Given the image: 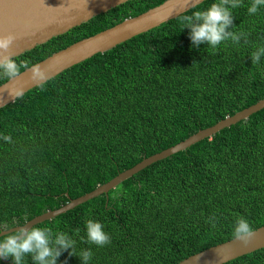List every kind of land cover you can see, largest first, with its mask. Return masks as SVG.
I'll list each match as a JSON object with an SVG mask.
<instances>
[{
    "label": "trees",
    "instance_id": "1",
    "mask_svg": "<svg viewBox=\"0 0 264 264\" xmlns=\"http://www.w3.org/2000/svg\"><path fill=\"white\" fill-rule=\"evenodd\" d=\"M164 1L130 0L14 59L34 65ZM251 3L233 10V31L246 33V42L192 47L178 16L1 108L0 137L12 143L0 138V232L263 100L264 57L252 64L250 56L264 46V7L249 15ZM6 81L0 77V85ZM213 215L214 227L207 222ZM239 216L253 230L264 226V108L35 226L70 235L76 255L91 249L89 264H177L233 239ZM89 219L103 224L110 244L87 242ZM69 251L58 264H81ZM25 264H33L30 256ZM225 264H264V248Z\"/></svg>",
    "mask_w": 264,
    "mask_h": 264
},
{
    "label": "water",
    "instance_id": "2",
    "mask_svg": "<svg viewBox=\"0 0 264 264\" xmlns=\"http://www.w3.org/2000/svg\"><path fill=\"white\" fill-rule=\"evenodd\" d=\"M128 1L130 0H43L42 3L41 0H0V35L13 33L17 36L10 49L13 58H16ZM204 1L206 0H193L196 6ZM70 5L72 6L71 12L65 13L63 8ZM192 8L194 7H191V4L185 5V0H166L138 16L127 18L109 29L75 42L34 65L39 64L42 69L46 70L48 80H50L63 71L90 59L92 56L105 53L135 36L177 18ZM35 87L37 86L31 80L30 70L22 71L20 76L13 81H6L0 85V109L16 101H12L6 89H23L24 94H26ZM263 108L264 99L232 116L226 117L209 128L198 131L173 147L143 159L134 167L118 174L115 178L90 193L69 200L64 206L39 215L24 225L30 228L72 210L101 194H107L120 183L151 164L181 152L204 139L211 138L219 131L246 120ZM16 228L18 227L1 231L0 237L15 231ZM254 231L255 235L252 242L247 247L233 238L196 253L177 264H225L263 249L264 226Z\"/></svg>",
    "mask_w": 264,
    "mask_h": 264
},
{
    "label": "clouds",
    "instance_id": "3",
    "mask_svg": "<svg viewBox=\"0 0 264 264\" xmlns=\"http://www.w3.org/2000/svg\"><path fill=\"white\" fill-rule=\"evenodd\" d=\"M43 3V0H41ZM191 4L195 7L193 0H185V5ZM242 6V0H216L205 10L193 11L190 15H181L179 20L184 28L190 29L189 38L192 47L198 48L201 44H207L213 49L222 43L231 40L239 43L242 38L247 40V34L233 31V10ZM261 7H264V0H252L247 8L249 15L256 14ZM72 6L63 8L65 13H69ZM17 36L13 33L0 35V77L7 78L9 81L15 80L20 76L21 69L30 70L31 80L43 91L48 82L46 70L39 64L29 66L28 61H19L13 58L10 49L12 48ZM264 57V46L252 52L250 58L252 64H258ZM12 101L22 100L23 89H6ZM2 138L7 143H12L10 135ZM216 216L208 218L209 223L215 226ZM87 242L98 247H103L111 242V237L104 231L102 223L89 219L85 222ZM79 229H77V232ZM232 235L235 240L247 247L255 235L253 227L243 216L236 218ZM76 241L65 232L54 233L50 227H27L26 225L16 228L9 234L0 238V258H11L13 264H25V257L30 256L33 264H58V258L65 251H69V256H78L81 264H89L92 258L91 249L82 250L79 255L74 252Z\"/></svg>",
    "mask_w": 264,
    "mask_h": 264
}]
</instances>
